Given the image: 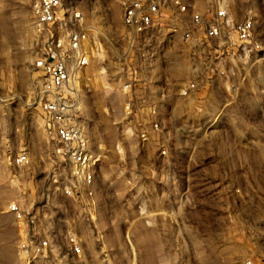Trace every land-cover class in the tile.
<instances>
[{"label": "rangeland", "instance_id": "374dc122", "mask_svg": "<svg viewBox=\"0 0 264 264\" xmlns=\"http://www.w3.org/2000/svg\"><path fill=\"white\" fill-rule=\"evenodd\" d=\"M223 1L236 20L255 13L264 47V0ZM31 2L0 0V264H24L7 211L12 201L32 208L59 245L76 228L89 264H238L264 256V62L234 56L223 65L235 62L237 74L222 77L203 66L204 98L182 101L175 87L191 72L189 53L176 39L166 51L174 89L166 103L173 110L160 113L163 133L143 143L125 125L116 84L99 75L116 74L118 44L105 42L101 59L79 74L77 120L100 154L91 208L63 195L54 171L55 144L38 107L41 75L32 68ZM195 2L204 9L209 0ZM63 3L98 26V36L103 31L111 40L121 31L116 0ZM22 153L29 165L13 170V156Z\"/></svg>", "mask_w": 264, "mask_h": 264}, {"label": "built area", "instance_id": "2783aa9c", "mask_svg": "<svg viewBox=\"0 0 264 264\" xmlns=\"http://www.w3.org/2000/svg\"><path fill=\"white\" fill-rule=\"evenodd\" d=\"M116 1L121 6V31L111 40L103 31L98 36L99 27L86 24L81 11L67 10L63 0H32L30 6L36 35L32 68L41 75L38 107L43 127L55 144L54 171L61 180L63 195L91 208L96 201L100 154L91 149L77 120L79 74L101 59L105 42L118 44L112 64L117 75L105 70L99 75L116 84L123 96L125 125L143 143L151 139V134L163 133L166 123L160 113L173 110L166 103L174 91L168 85L173 60L167 58L166 51L176 39L189 53L184 61L191 72L175 87V95L182 101L204 98L198 79L203 66L212 77H222L237 74L235 62L223 65L226 59L233 61L234 56L247 63L251 59L264 62V47L253 11L236 20L223 0H209L204 9H199L195 0ZM160 152L167 155V148L161 145ZM29 163L25 153L16 154L11 160L13 170ZM7 211L16 220L17 253L24 264H89L81 243L85 236L76 228L66 231L62 235L64 244L59 245L32 208L25 210L19 202L12 201ZM238 264H264V256H248Z\"/></svg>", "mask_w": 264, "mask_h": 264}]
</instances>
